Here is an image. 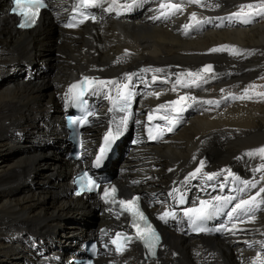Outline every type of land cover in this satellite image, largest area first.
Listing matches in <instances>:
<instances>
[{"label": "bare ground", "instance_id": "1", "mask_svg": "<svg viewBox=\"0 0 264 264\" xmlns=\"http://www.w3.org/2000/svg\"><path fill=\"white\" fill-rule=\"evenodd\" d=\"M73 2L51 0L38 26L20 31L7 13V2L0 0V264H42L32 246L43 252L49 249L50 256L64 255L67 262L59 264H69L80 249H64L60 241L81 243L101 235L102 228L111 233L128 222L125 216L116 218L97 196L71 195L70 176L80 164L63 157L67 149L62 150L66 137L62 116L69 84L87 74L120 83L126 82L127 74H137L133 83L138 102L130 122L134 149L118 159V183L124 195L142 190L146 210L155 218L170 205L168 190L178 185L196 189L199 197H221L218 204L232 215L236 203L255 195L264 184L260 180L264 173L255 171L264 158L246 155L264 146V86L258 85L264 76V22H256L262 16L256 10L264 0H200L199 5L188 0H105L97 22L69 28L65 19ZM162 3H180L183 11L161 9ZM248 4L255 6L251 22L231 17ZM192 12L203 22L194 26ZM186 24L193 27L185 29ZM225 45L239 54L210 51ZM49 50L55 52L53 58L47 55ZM51 61L53 73L44 79L40 72ZM206 65L214 66V73L204 77L201 72L203 78L193 83L187 73L200 72ZM253 80L255 88L249 83ZM106 89L93 96L98 112L85 134L86 164L98 155L113 119ZM182 96L189 109L177 131L184 127V134L152 141L148 117ZM50 139L57 142V151L42 148ZM17 148L22 149L20 156L3 160ZM201 161V173L190 178ZM207 174L216 175L209 180ZM241 181L257 182V188L241 192ZM262 200L264 194L257 197L259 207L253 214L212 238L189 236L180 220L160 224L164 241L156 261L145 259L135 246L121 257L107 254L98 262L264 264ZM92 214L98 216L94 230L84 222L68 223L70 216L82 219Z\"/></svg>", "mask_w": 264, "mask_h": 264}, {"label": "snow or ice", "instance_id": "2", "mask_svg": "<svg viewBox=\"0 0 264 264\" xmlns=\"http://www.w3.org/2000/svg\"><path fill=\"white\" fill-rule=\"evenodd\" d=\"M17 2V7L20 11V14L22 16L25 17V23L21 24L20 27H26L28 26V21H31V23H35V17L39 11L40 8L44 7V4L42 2V0H24L23 4L21 3V0H16ZM98 2V0H82V7H94L96 5V3ZM189 3H194V4H200V0H188ZM201 7H207V5H200ZM130 7V6H129ZM249 9V12L245 13L244 12V8ZM160 8L161 9H174L176 12H181L183 11V7L180 3H162L160 4ZM254 6L252 4H248L246 6H241L240 10L232 13L231 17H235L237 19H241L242 18V22L244 23H249L251 22V16H252V12H253ZM256 14H264V4H262L260 6L259 10H256ZM161 15H166V13H161ZM230 17V18H231ZM89 17L87 15L84 16V20L88 19ZM158 18V17H156ZM92 19L94 20L95 17H92ZM191 19L196 21L197 24L200 23L199 20H197L196 17V13L192 12L191 13ZM84 20H81L80 22L83 23ZM73 25L69 24L68 27H72ZM193 25L190 24H186L184 27L185 29H188L190 27H192ZM211 52H218V51H231L233 54H239V52L237 51V49H235L234 47L230 48L229 46L225 45V46H221L219 48H213L210 50ZM128 53L126 52V55ZM143 72H148L151 71L150 69H143ZM161 69H155V72H160ZM201 72L203 73H211L212 72V66L211 65H206L200 72H188L187 75L190 77H194V80L192 81L193 83H195L197 80L202 79L203 77L201 76ZM137 74H127L126 75V82L124 83H120L114 80H98V81H90V80H86V83L88 84H98L101 87H106V86H113L115 87L116 91H117V95L119 100L123 101L124 103L120 105L119 107V111L126 113L120 120V125L117 126V132L116 135L118 136L120 134V126H127V122H128V104L130 103V97L133 95V93L131 92V85L133 83V79L134 76ZM157 79V77L155 75H153L152 77V81L155 82V80ZM141 80L143 82V78L141 77ZM177 84H180L181 81L179 79H177L176 81ZM78 87V85H72L71 88L69 89V92H72L73 89H76ZM175 90V89H173ZM155 95H157L158 97V93H154ZM83 97V91H81L78 95H76L74 98L79 100ZM186 99V97H180L179 100L176 101H172L170 103L172 104H180L182 101H184ZM209 103H211V101H209ZM157 111H159V109H157ZM177 114H179L180 111H182V109H177ZM92 113L89 112L85 115L84 119H82L81 121H79V123L83 124L86 123L88 121V116H91ZM149 120L152 119V116L150 115ZM165 119H167V117H165ZM73 123H77V121H73ZM168 123L171 125L170 127H168V131L171 132L173 130V127L175 126V120H168ZM110 138H113V134L111 131H109L108 135L105 137V141H106V146L104 148L100 149V154L96 156L95 158V165L96 167H100V165L103 162V158L104 155L107 151V148L110 147ZM153 139H155V137H153ZM246 155L249 156H253V155H259L261 158H264V146L258 148V149H254L248 153H246ZM204 167V162L201 161L200 162V166L197 167L195 169V171H193L192 173H190V178L195 179L197 177V175L199 173H201L202 168ZM256 172L258 173H264V165H262L260 168L255 169ZM214 175L216 174H207V179L211 180L213 179ZM228 175L232 176L233 174L228 171ZM260 180H264V174H262L260 176ZM241 183L244 184L245 188H257V182H253V181H241ZM99 185L91 178L88 177L86 180V184L82 185L81 190H88V191H93L96 189H99ZM116 188L115 187H111V188H104L103 189V198H104V202L106 204H115L118 203L121 207V209L123 211H127L129 212L133 217H137L139 216L140 220L143 221V224L146 225V229H142L140 227V225L138 223L133 224V226L136 228L137 230V236L142 239L144 241V246L146 248L149 249L150 254L151 255H155V252L152 251L154 245L152 244V241H159V236L156 234V232L152 229L151 225L148 224L147 219L144 217L143 213L139 211L138 206H137V201L139 199V197L133 198L132 200H124V199H116ZM261 194H264V184L260 185L258 187V190L256 192L255 195L251 196L248 199H243L240 200L238 203H236L234 205V207L231 209L232 213H237L242 212L244 214H253L254 211L256 210L257 207H259V204L257 203V197L261 196ZM109 197H111V199H109ZM222 198L217 196L215 198V200L217 202H219ZM234 199V198H233ZM260 203H264V200L260 201ZM212 207L211 204H209V202L207 201H202L201 202V206L199 209H189L185 212L186 216H192L193 214L196 215L197 219H203L205 218V214L208 208ZM170 215V213L165 212L160 219L164 220L166 219V217H168ZM254 219V215H252V217ZM193 224H195V221H193ZM198 231H202V228H198ZM121 238V234L117 233L116 234V239H114L112 241L113 244L117 245V251H121V248L118 244V241ZM128 237L125 236L124 240L125 242L128 241ZM257 259L259 260L260 257L259 255L257 256Z\"/></svg>", "mask_w": 264, "mask_h": 264}, {"label": "rangeland", "instance_id": "3", "mask_svg": "<svg viewBox=\"0 0 264 264\" xmlns=\"http://www.w3.org/2000/svg\"><path fill=\"white\" fill-rule=\"evenodd\" d=\"M255 7V6H254ZM244 10H249V9H247L246 7L244 8ZM200 20H203V19H200ZM259 22H264V19H262V20H260ZM258 22V23H259ZM196 23V22H195ZM54 53V54H53ZM47 55L49 56V57H51V58H53L54 57V55H55V52L53 51L52 52V50L50 51H48L47 52ZM52 64H53V61H51L50 62V64H49V66H45L44 68H43V70H42V72H40L41 74H42V77H44V79L45 78H48L49 76H51L52 75V73H53V67H52ZM212 66V65H211ZM214 66H212V73H214V68H213ZM35 72V71H34ZM211 73V74H212ZM206 74H208V73H206ZM31 75H33V73L31 74ZM30 75V76H31ZM251 82V83H250ZM249 83L250 84H252V88H255L256 87V85L257 84H255V81L253 80V81H249ZM253 83H254V85H253ZM258 85H260L259 87H261V86H264V76H263V79L262 80H260V83H258ZM215 90V89H214ZM255 91L257 92V93H259L258 91H257V89H254V91H252L253 93H255ZM256 95H258V94H256ZM264 96V95H263ZM94 104L96 105V102H94ZM98 105H100V104H98ZM97 106V105H96ZM61 114V112L60 111H58L57 112V114ZM64 115V114H63ZM184 128V127H183ZM183 128H181L180 130H179V132L178 131H174L173 133H172V135H174V134H176L177 132V134L174 136V137H176V138H179V137H181L183 134H184V129ZM129 131L127 132V134L125 135V136H123L122 137V139H121V146L120 147H122V150H123V152L121 153V155H120V157L118 158V159H122L124 156H126V154L129 152V151H131L132 149H134V147H131V145L129 146L128 144L131 142V140L132 139H134L135 140V135H134V132H133V130H132V127H130V129H128ZM85 131H87V129L85 130ZM180 132H181V134H180ZM171 135V136H172ZM181 135V136H180ZM178 136V137H177ZM131 137V138H130ZM29 139V138H28ZM27 139V140H28ZM65 139L66 138H64L63 140L65 141ZM138 143H139V146L141 145V142L140 141H138ZM138 146V147H139ZM149 147H152V146H154V145H148ZM155 146H157V145H155ZM42 148L45 150V151H57V149H58V144H57V142L56 141H54V140H52V139H50V140H47V141H45L44 143H43V146H42ZM137 148V147H136ZM63 149H69V147H67L66 145H63V148H62V150ZM131 149V150H130ZM66 150V151H67ZM121 149H120V151H122ZM60 151V150H59ZM65 151V150H64ZM65 151V152H66ZM21 152H22V149H20V148H17V149H15L11 154H9V155H7V154H5L4 156L5 157H2L3 158V160H5V159H9V158H15V157H18V156H20V154H21ZM62 152V154L64 153L63 151H61ZM98 155H99V153H98ZM63 157H64V159H67V160H71V159H68L65 155H63ZM116 160V161H114L113 162V164H115L116 166H117V169H119V160ZM88 160H89V158H88ZM0 161H2V160H0ZM88 163H89V161H88ZM115 166V167H116ZM116 176H119V174L118 175H116ZM137 182V181H136ZM136 193H140V194H142L143 195V197H144V201H145V196H144V194H143V191L142 190H136ZM70 196V195H69ZM92 199H94L95 200V198L94 197H92ZM85 223V225H86V227H88V229L89 230H94V229H96L97 228V225H98V216L97 215H94V214H92V215H89L88 217H86V218H80V217H76V216H70V217H68V223L69 224H71V225H75V224H81V223ZM97 234V233H96ZM95 234V235H96ZM189 235V234H188ZM190 236V235H189ZM191 237H193V236H191ZM209 238V237H214V236H212V235H200V236H197V237H193V238ZM82 243V242H81ZM60 246L61 247H63L64 249H67V250H70V251H77V249H78V245L80 244V243H76V242H72V241H66V240H64V241H60ZM132 247H135V246H132ZM131 247V248H132ZM34 251V250H33ZM130 251V250H129ZM44 252H46L45 254H50V250L48 249V251H47V249L46 250H44ZM54 257H59V259H60V261H59V263L62 261V263L64 262H67L66 261V258L64 257V255H62V257H63V259L58 255V256H54ZM50 259H54V258H51L50 256H49V258L48 259H46V261L47 260H50ZM40 262V261H39ZM43 262V261H42ZM43 264V263H42Z\"/></svg>", "mask_w": 264, "mask_h": 264}, {"label": "water", "instance_id": "4", "mask_svg": "<svg viewBox=\"0 0 264 264\" xmlns=\"http://www.w3.org/2000/svg\"><path fill=\"white\" fill-rule=\"evenodd\" d=\"M70 145H71V144H70L69 142H66V146H67V147H70ZM65 155H66V157L69 158V154H68L67 152H65ZM112 178H113V177H112Z\"/></svg>", "mask_w": 264, "mask_h": 264}]
</instances>
